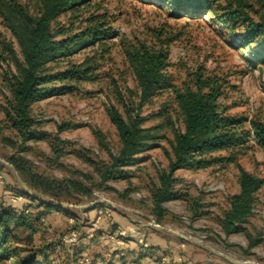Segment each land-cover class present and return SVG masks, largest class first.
I'll use <instances>...</instances> for the list:
<instances>
[{"label": "rangeland", "instance_id": "obj_1", "mask_svg": "<svg viewBox=\"0 0 264 264\" xmlns=\"http://www.w3.org/2000/svg\"><path fill=\"white\" fill-rule=\"evenodd\" d=\"M101 1L102 7L113 18V27L119 38L148 45L158 44L159 39L166 42L172 75L183 77L184 71L201 66L228 83L223 103L230 108V113L264 122V88L261 86L264 73L259 75L257 69L247 62L249 54L238 49L235 37L217 25L209 14L176 12L164 3L151 0ZM253 10L261 12L262 9L253 3ZM0 38L12 42L18 52L1 19ZM119 40L115 39L112 52L115 69L119 72L115 75L117 84L122 87L126 83L130 89L136 90L124 65ZM6 69V65L0 63V106L8 97L2 83ZM166 101L168 94L163 93L154 99L153 106L142 108V116L156 114ZM111 104L122 112L108 90L97 84L82 86L77 95H57L35 104L33 115L41 123L39 131L43 138L27 143L29 149L19 154L33 173L50 180L71 178L79 171L98 183L99 177L94 169L77 153L83 152L91 160L104 163L108 162L109 153H116L118 136L106 113V107ZM2 120L0 109V122ZM158 122L149 119L146 126ZM62 124L67 127L58 130ZM95 132L104 136L105 149L99 146ZM166 136L158 147L138 155L135 164L124 167L121 175L105 182L101 189L95 188L91 199L77 202L62 198L57 201L41 192L27 190L23 183L22 187L17 186L15 178L7 173L11 169L7 158L16 147L4 142L12 135L0 125V171L8 175L0 178V191L6 192H0V209H9L11 203L16 204L11 201L13 196H21L33 204L27 211L19 212L25 224L14 229L18 238V243L12 247L15 255L12 253L0 264L24 263L30 258L40 264H169L163 254L149 252L150 257H141L140 254L149 249L148 236L151 234L171 237L172 249L181 246L176 259L180 264H264V186L256 194L255 207L242 232L226 237L218 222L228 207L227 199L238 191V171L233 165L176 171L173 188L177 197L164 204L167 214L160 222L161 229L150 226L154 220L150 214V190L158 185L157 172L166 169L168 164L166 151H169L171 133L167 131ZM57 140H60L59 144ZM58 147L61 156L55 161ZM238 163L247 172L264 179V150L254 141L242 151ZM44 202L51 208L47 209ZM81 205L98 208L97 217L105 216L109 227L98 229L90 225L84 210L78 211L77 207ZM111 213L144 223L148 230L143 239L146 246L130 238L128 233L134 235L135 228L127 232L125 226L111 224L112 221L108 220L112 218ZM252 242L253 246L249 248ZM185 249L189 250V255ZM144 257L147 261L141 262ZM164 257L166 262L163 263L161 258Z\"/></svg>", "mask_w": 264, "mask_h": 264}, {"label": "trees", "instance_id": "obj_2", "mask_svg": "<svg viewBox=\"0 0 264 264\" xmlns=\"http://www.w3.org/2000/svg\"><path fill=\"white\" fill-rule=\"evenodd\" d=\"M151 1L164 3L176 12L209 14L235 37L236 47L249 54L247 62L259 75L264 73V0ZM253 3L261 7V12H254ZM0 19L18 48L17 52L12 42L0 38V63L7 68L2 83L8 92L0 106L3 114L0 125L14 139L5 138L4 142L16 147L7 158L9 167L27 190L57 201L89 200L95 188L101 189L105 182L121 175L124 167L136 163L138 155L158 147L169 131L167 168L157 172L158 185L150 190V214L155 223L161 225L167 214L164 204L177 197L173 188L176 171L233 165L238 171V191L227 199L228 207L218 222L226 237L243 231L264 179L244 170L238 158L250 141L264 150V122L229 112L230 108L223 103L229 85L223 78L201 66L184 71L183 77L172 75L169 45L160 39L158 44L148 45L119 38L113 18L102 7L101 0H0ZM115 39H120L124 65L136 90L126 83L122 87L117 84L115 75L119 72L112 58ZM94 84L105 87L122 108L121 112L112 104L106 107L119 142L116 153H109L108 162H96L83 152L77 153L94 169L98 183L79 171L61 180L33 173L19 154L29 149L27 143L43 138L33 106L53 96L77 95L82 86ZM261 86L264 88V78ZM163 93L168 94V101L159 111L142 116V108L153 106L154 99ZM149 119L159 122L146 126ZM63 127L67 124L58 126V130ZM95 136L105 149L104 136L98 132ZM60 151L59 147L55 150V161L60 158ZM46 203L43 205L48 209ZM23 224L20 214L13 209H0V262L12 253L15 255L12 247L18 238L14 229ZM252 246L253 242L249 248ZM15 264L40 263L30 258Z\"/></svg>", "mask_w": 264, "mask_h": 264}, {"label": "crops", "instance_id": "obj_3", "mask_svg": "<svg viewBox=\"0 0 264 264\" xmlns=\"http://www.w3.org/2000/svg\"><path fill=\"white\" fill-rule=\"evenodd\" d=\"M2 171H5L4 169ZM7 173H10L12 177L15 178V182L17 184V186H21V183L19 181V179L16 177V174L11 171V169H8L7 170ZM7 173H3L0 171V178L2 177H7ZM5 174V175H3ZM3 194H6L5 191L1 190ZM0 191V192H1ZM11 203L10 205V209H13V208H16V209H13L15 213H19L21 211H23L24 209L27 211L29 205H33V204H30V203H27L25 199H21L19 200V202L17 201L16 204H13ZM78 208V211H83V214L84 215H88L89 219H88V223H90V225H92L93 227H98V229H105V228H108L109 225H108V222H107V219L106 217H101V216H98L97 217V210L98 208L96 207H89L87 205H81ZM20 214V213H19ZM111 217L110 219H108L109 221H112L111 224H116L117 226H121V227H124L127 228V230L129 231V229H131L132 227L135 228V234L131 235L130 232L128 233L130 238L133 240V241H136L138 243H141L140 245H143L146 246L144 243H143V239L145 240V235H146V232L148 230H146V225H144V223L140 222V221H135L133 219H130L129 217L127 218H120L118 216H115L114 213H111ZM102 219V220H101ZM131 227V228H130ZM146 231V232H145ZM148 233V232H147ZM147 238V237H146ZM171 240V241H170ZM173 239L165 234H158V235H149L148 236V241L149 242V249H145V251L140 254L142 255L141 257H143L144 255L145 256H149V252L151 253H158V254H163V255H166L167 256V259H168V262L169 264H180L178 262H176V259L178 258V255H179V252H180V245L176 246L174 249H172V245H173ZM128 244V243H127ZM130 244H132L130 242ZM127 248H130L129 245H127ZM186 250V253L189 251L187 249ZM183 250V251H185ZM143 251V250H142ZM165 252L167 254H165ZM187 255H189L187 253ZM153 259V258H152ZM143 260V261H142ZM141 260V262H145L147 261V258L144 257L143 259ZM189 264V263H187Z\"/></svg>", "mask_w": 264, "mask_h": 264}, {"label": "built area", "instance_id": "obj_4", "mask_svg": "<svg viewBox=\"0 0 264 264\" xmlns=\"http://www.w3.org/2000/svg\"><path fill=\"white\" fill-rule=\"evenodd\" d=\"M21 199H22L21 196H13V198L11 199V201L12 202H17V201H19ZM149 224H150V226H152L156 230L161 229V226L159 224L155 223L154 220H151V222ZM129 231H132V228L129 229ZM129 231L127 230V232H129ZM121 235H124V232H121ZM161 260H162L163 263L166 262V258L165 257L164 258H161Z\"/></svg>", "mask_w": 264, "mask_h": 264}]
</instances>
